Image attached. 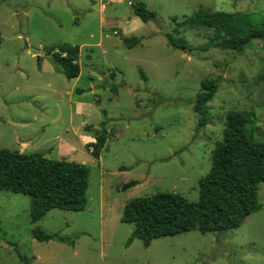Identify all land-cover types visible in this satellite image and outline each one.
<instances>
[{
    "label": "rangeland",
    "instance_id": "obj_1",
    "mask_svg": "<svg viewBox=\"0 0 264 264\" xmlns=\"http://www.w3.org/2000/svg\"><path fill=\"white\" fill-rule=\"evenodd\" d=\"M136 1L109 5L104 15L127 22ZM138 1L157 17L128 36L134 47L126 45L119 25L105 24L111 37L102 34L101 48L82 52L78 89L93 83L88 99L96 95L101 103L90 121L108 126L101 162L86 149L68 159H90L85 211L52 209L32 223L30 196L0 189V264H264V183L258 188L261 210L233 230H192L147 247L141 239L130 241L134 225L121 220L126 203L137 197L173 192L197 202L228 113L246 112L250 139L264 142V40L238 52L226 31L184 25L205 10L247 15L261 27L264 0ZM100 23L99 0H0V149L20 150L26 138L52 141L59 127L40 125L59 115V105L68 123L69 103L61 94L73 82L53 73L60 65L47 54L39 63L31 48L99 41ZM206 79L216 80L218 91L208 104L209 123L200 127L193 105ZM34 228L72 243L40 242Z\"/></svg>",
    "mask_w": 264,
    "mask_h": 264
},
{
    "label": "trees",
    "instance_id": "obj_2",
    "mask_svg": "<svg viewBox=\"0 0 264 264\" xmlns=\"http://www.w3.org/2000/svg\"><path fill=\"white\" fill-rule=\"evenodd\" d=\"M133 12L144 23L157 17V13L143 1L135 2ZM246 16L200 10L184 25L224 30L232 37V48L242 52L254 40H264V22L261 27H255ZM124 42L134 47L136 41L125 37ZM49 51L67 79L80 76L81 67L75 63L80 57L78 46L57 43L50 46ZM217 91L216 80L202 82L193 105L200 127L209 123L208 104ZM248 123L246 112L228 113L224 140L213 152L210 172L199 181L200 198L197 202L173 192H159L127 202L121 220L134 225L130 241L141 239L148 247L154 239L192 230L203 234L225 232L239 228L249 215L260 211L258 188L264 183V142L250 139ZM97 132L98 142L92 154L99 158L108 140L105 124ZM89 178L90 169L82 163L50 159L40 152L0 149V189L30 196L32 223L40 221L52 209L85 211ZM136 184L133 181L124 188ZM31 233L40 242H71L69 238L39 228H34Z\"/></svg>",
    "mask_w": 264,
    "mask_h": 264
},
{
    "label": "crops",
    "instance_id": "obj_3",
    "mask_svg": "<svg viewBox=\"0 0 264 264\" xmlns=\"http://www.w3.org/2000/svg\"><path fill=\"white\" fill-rule=\"evenodd\" d=\"M125 1L127 0H99L101 12V37L99 41H84L80 45H78L77 42L71 43V45L78 46L80 49V67L82 52L85 48H101L104 45V41L102 40V34H105V24L108 26L119 25V29L121 28L120 31L122 30L123 34L126 37L131 36L147 28V23H144L136 15L131 19L129 18V20L124 23H122L121 19H119L118 16H116L115 14L110 15L109 17H105L104 13L108 9L109 5L116 7L117 5H120ZM129 3H131V1ZM115 11H117V9H115ZM89 35L90 38L95 39L94 33H90ZM105 38L107 37L105 36ZM40 48H43V46L40 45ZM43 54L44 53H41L38 56L39 63L43 61L45 62ZM48 57L51 58L50 55H48ZM40 68L41 72L45 71L44 67ZM54 70L55 71H53V73L60 74V76H65L61 68L60 71H57L55 68ZM82 75L83 68L81 67L80 76L76 79L71 80V82H73L71 86L68 87L67 90H65L64 94H61V96H64L67 99L66 101L69 103V111L67 114L68 123L67 120L64 119V109L59 105V115L51 119L50 121H41L42 123L40 125L43 128L49 127L50 124L59 127V131L54 135L53 140H46L40 143L35 142L34 139L32 140L31 138H26L20 142V152H40L50 159H54L55 156H59L61 159L68 160L74 155L79 154L80 150L82 152L83 149H86L89 155L93 156V154L88 149V145L97 139V135L95 133L98 130V127H102L105 122H102L99 119H96L95 122L90 121L91 118L93 119V117H95L96 113L98 112L97 110L100 109L101 98H98L96 95H94L93 101L88 99V95L93 94L95 90L93 83L91 85V88L88 90L84 91L78 89V84L82 78ZM106 77V74L102 76L103 79H105ZM55 91L57 92V90ZM103 113L106 112L103 110ZM105 127L108 126L105 124ZM50 143H52V145ZM94 158L96 160L100 159L101 162V156L99 158ZM89 161L90 159L82 158V162L78 163L88 165Z\"/></svg>",
    "mask_w": 264,
    "mask_h": 264
},
{
    "label": "built area",
    "instance_id": "obj_4",
    "mask_svg": "<svg viewBox=\"0 0 264 264\" xmlns=\"http://www.w3.org/2000/svg\"><path fill=\"white\" fill-rule=\"evenodd\" d=\"M113 34L115 35V36H117L119 33H118V31H114L113 32ZM107 38H109V37H111L108 33L105 35ZM64 56H65V54H64ZM75 63H78V61H75ZM97 139L96 140H94L92 143H90L89 145H88V149H89V151L91 152V153H93V151L95 150V144H97Z\"/></svg>",
    "mask_w": 264,
    "mask_h": 264
},
{
    "label": "water",
    "instance_id": "obj_5",
    "mask_svg": "<svg viewBox=\"0 0 264 264\" xmlns=\"http://www.w3.org/2000/svg\"><path fill=\"white\" fill-rule=\"evenodd\" d=\"M26 48H28V46L26 45ZM32 51H34L38 56L41 54V53H45L47 55H50V57L52 59H54V55L53 54H50V51H49V48H44L42 50L40 49H35V48H31Z\"/></svg>",
    "mask_w": 264,
    "mask_h": 264
}]
</instances>
